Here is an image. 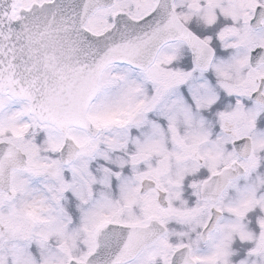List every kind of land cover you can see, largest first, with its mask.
<instances>
[{
    "label": "snow or ice",
    "instance_id": "1",
    "mask_svg": "<svg viewBox=\"0 0 264 264\" xmlns=\"http://www.w3.org/2000/svg\"><path fill=\"white\" fill-rule=\"evenodd\" d=\"M0 264H264V0H0Z\"/></svg>",
    "mask_w": 264,
    "mask_h": 264
}]
</instances>
